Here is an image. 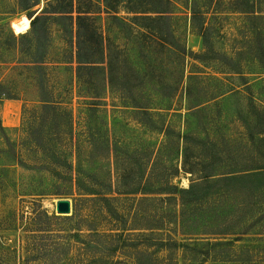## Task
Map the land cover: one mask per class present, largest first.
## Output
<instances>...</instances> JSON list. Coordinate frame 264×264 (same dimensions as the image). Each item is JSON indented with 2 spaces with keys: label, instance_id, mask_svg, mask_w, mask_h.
I'll return each mask as SVG.
<instances>
[{
  "label": "rangeland",
  "instance_id": "rangeland-1",
  "mask_svg": "<svg viewBox=\"0 0 264 264\" xmlns=\"http://www.w3.org/2000/svg\"><path fill=\"white\" fill-rule=\"evenodd\" d=\"M170 1L169 30L176 37L172 42L187 53L182 92L190 74L202 78L207 91L215 90L207 114L213 116L209 123L215 135V174L231 172L229 159L239 155L234 153L235 146L248 142L255 114L264 109V0H248L256 8L251 19L238 11V0ZM43 5L40 0L31 11ZM193 11L197 24L206 29L209 51L204 62L194 57L207 49L191 26ZM119 16H126L121 8ZM97 26L120 49L133 41L140 43L134 30L121 34L105 16L98 17ZM64 48L63 36L55 27L47 40L35 42L30 20L18 10L16 0H0V264H134L124 256L112 259L90 251L88 230L109 228L96 217V209L82 204L80 213L72 218L73 211L57 215L55 205L57 200L68 199L73 209L87 177L110 182L118 171L114 157L120 152L138 151L134 158L138 175L167 174L162 166H169V152L157 154L165 139L138 123L136 119L143 117L135 115V109L109 91V86L101 83L94 90L91 79L81 70L77 73L75 64L63 58ZM137 52L128 53L132 60L142 61ZM178 67L177 59L163 55L155 67V90L164 86L170 93L178 82ZM198 79L191 80L192 84ZM181 89L179 99L174 100V108L181 110L166 116L175 130L184 122ZM40 96L48 97L49 105L56 109L41 115ZM9 117L14 118V126ZM207 120L201 119V130L194 128L201 142L206 141L200 131L209 128ZM188 177L181 174L174 184L187 188ZM113 198L111 204L119 211L132 209V200ZM230 198L219 200L215 195V229L230 230L234 235L206 237L199 244L175 237L195 250L168 254L163 261H171L161 264H264V209L221 215L227 211L224 206L233 204ZM247 230L245 235H236ZM76 233L80 240L74 237ZM165 255L159 253L160 258ZM89 256L96 257L91 260ZM147 260L142 258V263L148 264Z\"/></svg>",
  "mask_w": 264,
  "mask_h": 264
},
{
  "label": "trees",
  "instance_id": "trees-1",
  "mask_svg": "<svg viewBox=\"0 0 264 264\" xmlns=\"http://www.w3.org/2000/svg\"><path fill=\"white\" fill-rule=\"evenodd\" d=\"M238 1V11L247 15L248 19L254 18L256 8L250 6L248 0ZM39 2L16 0L18 10L25 12L30 20L33 40L41 44L42 40L49 38L52 27L58 28L63 36V58L67 59V63L75 64L77 73L83 71V76L91 79L94 90L102 83L109 86V91L119 95L120 100L131 105L135 109L134 114L143 117L136 119L138 123L163 135L165 141L157 154L166 150L170 155L169 166H162L169 171L167 174H136L134 158L138 151H133L120 152L119 156L114 157L118 171L110 182L104 178L99 183L96 178L88 180L87 177V185L85 183L82 194L74 202L71 217L80 213L82 204H88L96 209V217L109 225L106 230H88L86 238L91 252L112 259L124 256L134 264H144L142 258H148V264H161L169 260L166 258L163 261L168 254L195 250L178 242L175 237L199 244L206 237L234 235L230 230L215 229V195L219 200L231 197L230 202L233 203L220 205L222 210L223 206L227 208L221 215L240 214L243 210L254 213L264 209V109L255 114L254 130L249 134L248 142L235 146L234 153L239 155L229 159L233 170L215 174V135L209 123L213 116H209L210 113L207 115L209 103L215 100V90L207 91L202 78H194L197 76L190 74L182 92V65L187 53L183 46H176L172 42L176 37L169 30L170 0H44L40 12L31 11ZM120 8L126 16H119ZM104 16L110 26L121 34L134 30V38H141L140 43L133 41L130 47L120 49L97 26L98 17ZM196 17L193 11L191 26L202 38L207 51L194 57L204 62L209 51L206 29L203 24H197ZM26 23L29 27L27 20ZM132 51H138L142 61L136 62V58L132 60L128 53ZM163 55L177 59L179 66L178 82L168 94L164 86L160 91L155 90L157 84L153 82L156 63L162 60ZM196 79L200 81L192 84L191 80ZM146 88L150 92L144 90ZM180 89L181 100H185V115L181 128L175 130L170 122H166V116L169 114L172 117L181 110L174 108V100L179 99ZM7 98H10V94ZM47 99L45 96L39 97L41 115L56 109L49 105ZM202 118L208 119L209 128L200 131L206 138L201 142L198 129L201 130ZM194 120L196 123L193 124ZM181 174L189 175L187 188L174 184ZM118 196L132 200L130 211L121 212L111 204L113 197ZM171 226L172 229L168 228ZM74 237L80 240L81 236L76 233ZM160 252L166 255L160 258ZM95 257L89 256V259Z\"/></svg>",
  "mask_w": 264,
  "mask_h": 264
},
{
  "label": "water",
  "instance_id": "water-1",
  "mask_svg": "<svg viewBox=\"0 0 264 264\" xmlns=\"http://www.w3.org/2000/svg\"><path fill=\"white\" fill-rule=\"evenodd\" d=\"M41 9L42 7L37 12H40ZM55 206H56L55 211L57 215L67 216V215H70L72 211V205H71L70 200L68 199L57 200Z\"/></svg>",
  "mask_w": 264,
  "mask_h": 264
},
{
  "label": "crops",
  "instance_id": "crops-1",
  "mask_svg": "<svg viewBox=\"0 0 264 264\" xmlns=\"http://www.w3.org/2000/svg\"><path fill=\"white\" fill-rule=\"evenodd\" d=\"M14 105L17 106V104H14ZM9 115H11V114L9 113ZM8 122H9V124H10L11 126H14V125H15V120H14L13 117H9Z\"/></svg>",
  "mask_w": 264,
  "mask_h": 264
}]
</instances>
